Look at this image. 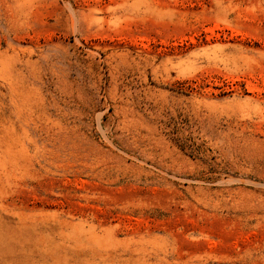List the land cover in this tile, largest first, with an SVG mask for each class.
Returning a JSON list of instances; mask_svg holds the SVG:
<instances>
[{
    "label": "rangeland",
    "instance_id": "rangeland-1",
    "mask_svg": "<svg viewBox=\"0 0 264 264\" xmlns=\"http://www.w3.org/2000/svg\"><path fill=\"white\" fill-rule=\"evenodd\" d=\"M0 264H264V0H0Z\"/></svg>",
    "mask_w": 264,
    "mask_h": 264
}]
</instances>
